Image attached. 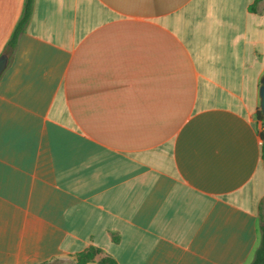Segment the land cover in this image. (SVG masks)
Returning a JSON list of instances; mask_svg holds the SVG:
<instances>
[{
    "label": "crops",
    "instance_id": "obj_1",
    "mask_svg": "<svg viewBox=\"0 0 264 264\" xmlns=\"http://www.w3.org/2000/svg\"><path fill=\"white\" fill-rule=\"evenodd\" d=\"M0 0V264H250L264 0Z\"/></svg>",
    "mask_w": 264,
    "mask_h": 264
},
{
    "label": "trees",
    "instance_id": "obj_2",
    "mask_svg": "<svg viewBox=\"0 0 264 264\" xmlns=\"http://www.w3.org/2000/svg\"><path fill=\"white\" fill-rule=\"evenodd\" d=\"M33 2L34 0H25L24 8L22 11V15L17 23L16 28L14 29V32L8 41L7 44V50H11L15 47L17 38L19 33L24 28L25 24L29 20L32 8H33ZM258 118L263 121L264 123V113L261 110V108L258 110ZM261 138L263 140V154H264V126L260 132ZM101 252V248L96 247H90L87 250L81 251L76 255V264H88L90 261H92L99 253ZM102 264H118L117 260L111 256H104L101 259ZM250 264H264V212L261 214V241L260 245L256 249L255 256L253 261Z\"/></svg>",
    "mask_w": 264,
    "mask_h": 264
},
{
    "label": "water",
    "instance_id": "obj_3",
    "mask_svg": "<svg viewBox=\"0 0 264 264\" xmlns=\"http://www.w3.org/2000/svg\"><path fill=\"white\" fill-rule=\"evenodd\" d=\"M9 53L8 52H3L0 55V76L6 69L8 62H9ZM260 108L264 113V76L262 78V84L260 86Z\"/></svg>",
    "mask_w": 264,
    "mask_h": 264
}]
</instances>
